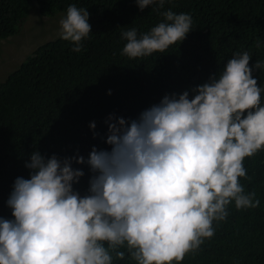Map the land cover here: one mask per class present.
Returning <instances> with one entry per match:
<instances>
[{"label": "clouds", "instance_id": "obj_1", "mask_svg": "<svg viewBox=\"0 0 264 264\" xmlns=\"http://www.w3.org/2000/svg\"><path fill=\"white\" fill-rule=\"evenodd\" d=\"M166 2L135 0L162 19L147 31L122 28L121 56L166 53L193 30L191 14L165 9ZM89 15L69 3L58 21L73 52L89 37ZM262 45L257 38L256 48ZM251 59L250 50L237 49L202 82L164 92L134 117L108 113L103 133L89 121L92 137L108 147L93 144L86 156L34 147L24 160L28 174L14 177L4 200L10 211L0 215V264H181L214 236L230 204L257 208L256 192L239 179L251 180L245 157L264 150L257 75L264 59ZM80 165L87 166L83 191Z\"/></svg>", "mask_w": 264, "mask_h": 264}, {"label": "trees", "instance_id": "obj_2", "mask_svg": "<svg viewBox=\"0 0 264 264\" xmlns=\"http://www.w3.org/2000/svg\"><path fill=\"white\" fill-rule=\"evenodd\" d=\"M32 1L40 15L65 12L69 3L87 8L91 32L79 53L60 37L45 42L0 82V215H8L9 184L17 175L26 177L24 160L34 147L61 155L78 148L86 156L93 144L108 147L92 137L89 121L103 133L108 113L134 117L164 92L202 82L237 49L251 51L250 64L264 59V45L256 48L257 38L264 41V0L166 2L165 9L191 14L193 30L166 53L139 59L120 55L125 43L120 31L132 26L147 31L156 24L162 17L151 6L140 10L135 0H0V39L16 33L36 11ZM257 75L264 82V72ZM244 166L251 180L239 179L245 191L256 192L260 205L237 210L230 204L214 236L181 264H264V150L245 157ZM80 167L86 174L76 187L83 191L87 166ZM115 264L135 262L125 258Z\"/></svg>", "mask_w": 264, "mask_h": 264}, {"label": "rangeland", "instance_id": "obj_3", "mask_svg": "<svg viewBox=\"0 0 264 264\" xmlns=\"http://www.w3.org/2000/svg\"><path fill=\"white\" fill-rule=\"evenodd\" d=\"M32 3L36 11L24 18L18 25L16 33L0 39V82L17 70L35 48L59 37L58 21L65 12L57 11L53 15H40L36 2L32 1ZM32 3L31 9H33Z\"/></svg>", "mask_w": 264, "mask_h": 264}]
</instances>
